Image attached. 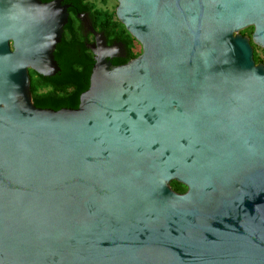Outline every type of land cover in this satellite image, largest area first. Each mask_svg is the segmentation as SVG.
Segmentation results:
<instances>
[{"label": "water", "instance_id": "1", "mask_svg": "<svg viewBox=\"0 0 264 264\" xmlns=\"http://www.w3.org/2000/svg\"><path fill=\"white\" fill-rule=\"evenodd\" d=\"M115 1L141 55L80 19L90 87L55 112L29 72L69 7L0 0V264H264V0Z\"/></svg>", "mask_w": 264, "mask_h": 264}, {"label": "trees", "instance_id": "2", "mask_svg": "<svg viewBox=\"0 0 264 264\" xmlns=\"http://www.w3.org/2000/svg\"><path fill=\"white\" fill-rule=\"evenodd\" d=\"M40 1L45 3L44 0ZM91 1H68L72 6L69 11V22L64 29L61 44L54 52L60 72L53 78H43L33 71L29 72L32 102L36 108L55 112L63 109L77 110L80 97L89 90L95 61L92 53L86 49L83 26L78 21V15L87 14L96 32L126 47V59L121 62H112L113 67L124 66L141 55V46L120 24L116 17V10L109 12L98 9ZM253 32L254 29L250 28L241 32V35L250 40L256 65H264L256 53L258 47L252 43ZM171 189L179 195L187 192V189L177 182L171 183Z\"/></svg>", "mask_w": 264, "mask_h": 264}, {"label": "flooded vegetation", "instance_id": "3", "mask_svg": "<svg viewBox=\"0 0 264 264\" xmlns=\"http://www.w3.org/2000/svg\"><path fill=\"white\" fill-rule=\"evenodd\" d=\"M53 0H44V2L45 3H50V2H52ZM68 1L69 0H62V5L63 6H66V7H69L68 8V14H69V11L71 10V4L70 3H68ZM84 17H86L85 19H87L90 23H91V19H90V17L87 15V14H84V15H78V21L81 23V25L83 26V39H84V41H85V46H86V49L90 52V53H92L91 52V50H90V47L92 46V45H94L95 44V38H94V36L87 30V28L85 27V25H84V23H83V21H81L80 19H83ZM97 33H99V32H97ZM99 34H101V33H99ZM104 37H105V35H104ZM105 39H106V43H107V46H109V47H111V48H116L117 49V51L114 53L118 58H115V59H112V60H110V62L112 63V62H121V61H124L125 59H126V57L125 58H123V56H124V54L123 53H121V49H120V46H121V43H117V42H115V41H113L112 39H110L109 37H105ZM92 55H93V53H92ZM94 57V56H93Z\"/></svg>", "mask_w": 264, "mask_h": 264}, {"label": "rangeland", "instance_id": "4", "mask_svg": "<svg viewBox=\"0 0 264 264\" xmlns=\"http://www.w3.org/2000/svg\"><path fill=\"white\" fill-rule=\"evenodd\" d=\"M91 3L98 9L107 10L109 12L115 11L118 4L115 0H92ZM259 59L264 63V50L258 48L256 51Z\"/></svg>", "mask_w": 264, "mask_h": 264}]
</instances>
